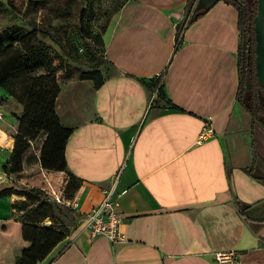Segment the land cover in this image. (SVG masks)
Masks as SVG:
<instances>
[{"label": "crops", "instance_id": "1", "mask_svg": "<svg viewBox=\"0 0 264 264\" xmlns=\"http://www.w3.org/2000/svg\"><path fill=\"white\" fill-rule=\"evenodd\" d=\"M104 42L105 83L95 89L84 81L57 101L62 123L73 128L65 155L82 180V227L40 264H264V126L239 101L235 2L131 0L113 15ZM158 78L175 108L152 107L155 93L145 85ZM6 98L0 193L10 187L3 169L17 122L9 105L23 110ZM110 188L124 243L84 230L86 213ZM16 200L0 196V224L15 221ZM222 252L233 260L218 262Z\"/></svg>", "mask_w": 264, "mask_h": 264}, {"label": "rangeland", "instance_id": "2", "mask_svg": "<svg viewBox=\"0 0 264 264\" xmlns=\"http://www.w3.org/2000/svg\"><path fill=\"white\" fill-rule=\"evenodd\" d=\"M126 1L0 0V36L3 35L5 29L17 26L24 27L27 31L35 27L48 30L56 42L48 38H41L47 45L55 65L58 66L57 78L61 86V93L64 92L67 95L74 86L87 81L80 79L82 72L95 68L109 70L101 48L95 46V42L91 38L89 28L94 34L100 33L108 17ZM238 1L242 2V0ZM247 1L248 5L252 6L251 0ZM91 3H94L95 12L90 18ZM249 91V85H245L241 91V103L247 109L248 106H251ZM155 94L157 95L156 92ZM156 95H154V99ZM7 99L2 96L0 103H9ZM10 104L9 110L14 111L13 115L17 121L16 129L12 131L15 146L19 129L17 118L22 115V112L17 114L16 104ZM257 114L263 119L262 111L257 110ZM46 138L47 135L42 133L38 139L30 142V150L24 156L21 173L13 174L4 171L10 185L8 189L32 193L33 198L27 201L26 209L15 211L13 223L0 224V264H23L22 258L25 250L32 247H36V249L44 247L48 238L55 237L50 235L51 232L61 233L66 241L82 227V215L76 207L78 191L72 197L69 196L66 190V183L69 180L67 174L62 172L65 174L64 178H53L49 176L47 170L44 169L45 172L41 170L42 167L38 159ZM56 195L60 197V202L55 199ZM23 200H25L24 196H18V200L15 202ZM38 252L40 254L42 250H36L33 254Z\"/></svg>", "mask_w": 264, "mask_h": 264}, {"label": "trees", "instance_id": "3", "mask_svg": "<svg viewBox=\"0 0 264 264\" xmlns=\"http://www.w3.org/2000/svg\"><path fill=\"white\" fill-rule=\"evenodd\" d=\"M130 1L127 0L113 11L104 23L100 33L94 34L92 29L89 28L95 46L101 48L102 55L108 65L110 63L105 56L104 34L113 15ZM228 1H234L239 9L242 31L239 101L241 102V91L244 86L249 85V94L253 103L254 98L252 96L257 87L255 76L256 39L254 32V19L257 10L249 6L247 0H242V2L238 0ZM94 12V3H91L90 18L94 15ZM191 17L190 15L187 17L189 22L192 20ZM41 37L56 42V39L48 30L36 27L30 31L21 26L12 27L5 29L3 35L0 36V88L6 97L13 98L23 107L22 115L17 118L19 129L15 146L10 160L4 166V171L13 174L21 173L23 171L24 156L30 150V142L45 133L47 138L38 161L41 167L47 171L65 172L67 174L69 180L66 183V190L69 196L72 197L82 185V180L69 169L65 155L66 145L73 133V128L65 127L57 113V100L61 93V86L57 78L58 66L55 65L54 59ZM105 77V70L95 68L82 72L80 79L91 81L93 87L99 89L105 83ZM145 86L151 95L157 93L152 107L159 110L175 108L167 97L163 82L159 78L146 83ZM248 109L257 122L264 126V121L259 118L258 114L256 117L255 111ZM262 109L257 107L258 111H263ZM13 194L25 197V200L13 203L12 206L15 211L26 209L28 207L27 201L33 198L32 193L12 191L11 189L2 191L0 196H11ZM50 235L55 237L48 238V242L44 247H38L42 250L40 254L39 252L33 254L34 251L40 250L36 247L25 250L22 258L23 264H38L59 243L65 240L64 235H61V233L51 232Z\"/></svg>", "mask_w": 264, "mask_h": 264}, {"label": "built area", "instance_id": "4", "mask_svg": "<svg viewBox=\"0 0 264 264\" xmlns=\"http://www.w3.org/2000/svg\"><path fill=\"white\" fill-rule=\"evenodd\" d=\"M188 22L189 19L186 20V26ZM2 117L3 113L0 112V119ZM103 193L104 198L101 203L86 213L84 230L88 231L94 238L105 236L113 244L124 243L126 242V234L122 229L123 222L118 212L120 203L118 197L114 195L115 189H105ZM55 199L58 202L61 201L58 195H56ZM233 258L234 254L228 252L216 254V260L220 263L229 262Z\"/></svg>", "mask_w": 264, "mask_h": 264}, {"label": "water", "instance_id": "5", "mask_svg": "<svg viewBox=\"0 0 264 264\" xmlns=\"http://www.w3.org/2000/svg\"><path fill=\"white\" fill-rule=\"evenodd\" d=\"M255 70L262 85H264V0H257V15L254 19Z\"/></svg>", "mask_w": 264, "mask_h": 264}, {"label": "flooded vegetation", "instance_id": "6", "mask_svg": "<svg viewBox=\"0 0 264 264\" xmlns=\"http://www.w3.org/2000/svg\"><path fill=\"white\" fill-rule=\"evenodd\" d=\"M251 4H252L251 7L256 8V10H257V0H254V1L251 0ZM256 15H257V13H256ZM255 46H256V44H255ZM255 57H256V55H255ZM255 76H256L257 87H256V91L254 92V95L252 96L254 98V102L252 103V101H250L251 106H248V108H250L252 111H255L256 117H257V107L263 108L262 109L263 110L262 111L263 112V119L262 120L264 121V85L261 84L259 78L257 77L256 70H255ZM250 100H251V96H250Z\"/></svg>", "mask_w": 264, "mask_h": 264}]
</instances>
